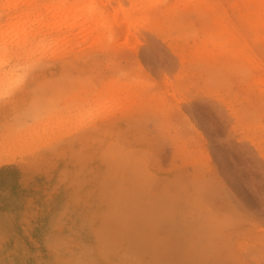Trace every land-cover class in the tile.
<instances>
[{
    "label": "rangeland",
    "instance_id": "obj_1",
    "mask_svg": "<svg viewBox=\"0 0 264 264\" xmlns=\"http://www.w3.org/2000/svg\"><path fill=\"white\" fill-rule=\"evenodd\" d=\"M92 1L138 32L54 43L53 7L0 0V264H264V85L185 64L221 31L195 0H162L160 28L152 0L64 3Z\"/></svg>",
    "mask_w": 264,
    "mask_h": 264
},
{
    "label": "bare ground",
    "instance_id": "obj_2",
    "mask_svg": "<svg viewBox=\"0 0 264 264\" xmlns=\"http://www.w3.org/2000/svg\"><path fill=\"white\" fill-rule=\"evenodd\" d=\"M14 1L16 2L11 4L10 0H6L4 7L7 9L5 10L9 12L14 11L11 12V16L15 15L21 17L23 13L27 14L28 17L26 20L28 24L29 22H34L37 19V17L34 18L33 16L34 7L30 6L32 3L34 4L37 2V4H39L38 8L40 15L47 13L49 7H53V14L51 15L53 18L49 23H47L48 21H45V26L50 28L51 31L56 32L53 37L54 43L57 41L66 42L68 33L65 34V31L76 29L75 26H77L81 32L85 30V34H88L89 30L91 31L94 28H97L98 30H105L108 32L107 38L109 42L113 41L119 32H124L125 35L129 36H134L136 32H138L137 23H131L129 15L123 17L119 8L118 10L116 8L113 13L112 18L117 24L115 26L117 29L112 31L113 27H110L109 24L110 11H108V8L105 5H103L102 9L96 8L94 1L90 2L89 5L82 7L80 9L81 12H79L77 8L76 10L73 4L66 5L64 3L65 0H55V2L52 3L46 2L54 0H26L25 7L20 6L17 0ZM224 1H226L231 8L230 15H228L227 9L222 4ZM195 4L199 9L205 11L211 20V25L219 30L221 28V31H218V33L212 32L205 36V39L200 43L197 51L195 53L190 52L189 54H191V56H189V58L184 57L185 64L187 63L188 65L194 63L202 65L203 70H206L205 74L217 77L222 73V71L234 68L231 66L235 65V63H239L237 65V67L239 66V70L235 68L232 72L247 71L250 75L254 74L249 82H254V85L260 83V86L262 87V85H264V67L263 64H261L259 55H256L253 52L250 48V43H248L241 34L232 32L229 30L228 26L233 21H229V19L233 18L234 21L240 24L243 29L254 32L256 38L255 41L253 40V46L257 50H260V46H258V44L261 42L262 49L264 50V40H262L264 39V0H195ZM152 5L157 13L153 14V18L149 16L152 23L151 27L160 28L164 22L161 20V13L163 11L161 8L162 0H152ZM137 10H139V8H137ZM142 15L143 14L140 13L139 16ZM229 16L231 18H229ZM44 17L45 16H42L41 19H44ZM41 19H38L37 21H40ZM232 29L234 28L232 27ZM22 30L26 31V29ZM137 46L138 44H134L132 49L136 50ZM116 49L117 48H114L113 50ZM71 64L74 65L73 63ZM65 76L63 77V80L66 83L76 80H73V77L69 76L71 79L68 78L70 81H67L65 80ZM55 81L59 80L56 79ZM251 84H248V87H251ZM248 87L245 89V92L249 91ZM141 90L146 91V89ZM263 90L264 87H259L256 91L257 94L255 95L263 97ZM243 97H241L238 101L242 102V105L244 102L249 100V94L244 95Z\"/></svg>",
    "mask_w": 264,
    "mask_h": 264
}]
</instances>
